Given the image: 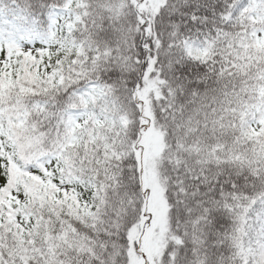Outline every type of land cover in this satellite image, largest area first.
I'll use <instances>...</instances> for the list:
<instances>
[{"label": "snow or ice", "instance_id": "snow-or-ice-1", "mask_svg": "<svg viewBox=\"0 0 264 264\" xmlns=\"http://www.w3.org/2000/svg\"><path fill=\"white\" fill-rule=\"evenodd\" d=\"M0 264H264V0H0Z\"/></svg>", "mask_w": 264, "mask_h": 264}]
</instances>
